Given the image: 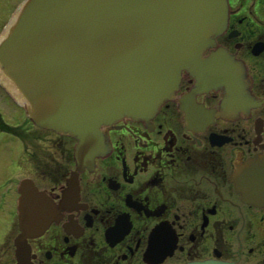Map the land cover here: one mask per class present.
I'll list each match as a JSON object with an SVG mask.
<instances>
[{"label": "flooded vegetation", "instance_id": "af4514ba", "mask_svg": "<svg viewBox=\"0 0 264 264\" xmlns=\"http://www.w3.org/2000/svg\"><path fill=\"white\" fill-rule=\"evenodd\" d=\"M227 3L208 55L221 49L242 68L244 111L225 110L221 91L192 96L184 73L153 118L104 128V152L80 167L77 142L35 126L0 85L16 112L10 126L0 112L12 138L0 157V264H264V0ZM23 181L46 205L26 204Z\"/></svg>", "mask_w": 264, "mask_h": 264}, {"label": "water", "instance_id": "95a60500", "mask_svg": "<svg viewBox=\"0 0 264 264\" xmlns=\"http://www.w3.org/2000/svg\"><path fill=\"white\" fill-rule=\"evenodd\" d=\"M227 21V0H28L0 42V76L36 125L78 141L87 165L104 149L102 128L153 117L183 72L192 96L222 91L233 112L251 104L239 64L221 49L205 56Z\"/></svg>", "mask_w": 264, "mask_h": 264}, {"label": "rangeland", "instance_id": "374dc122", "mask_svg": "<svg viewBox=\"0 0 264 264\" xmlns=\"http://www.w3.org/2000/svg\"><path fill=\"white\" fill-rule=\"evenodd\" d=\"M22 0H0V16L3 17L2 21H8L12 18L13 14L17 12L20 8V3ZM5 22V23H6ZM3 23V22H2ZM1 35V34H0ZM10 108L3 102L2 97H0V112L2 114L7 115L6 120H8L7 125H15L16 119L14 115H16L15 111L10 112ZM12 140L11 136L0 133V157H8L10 154L7 153L6 143ZM2 143H5L2 144ZM4 145V148H2Z\"/></svg>", "mask_w": 264, "mask_h": 264}, {"label": "bare ground", "instance_id": "6f19581e", "mask_svg": "<svg viewBox=\"0 0 264 264\" xmlns=\"http://www.w3.org/2000/svg\"><path fill=\"white\" fill-rule=\"evenodd\" d=\"M0 79L3 81V83H4L9 89H11V88L13 89V86H14L13 84L10 83V84H11V85H10V84H9L8 82H6L1 76H0ZM12 85H13V86H12ZM21 98H22V97H21ZM20 100H21V99H20ZM22 101H23V100H22Z\"/></svg>", "mask_w": 264, "mask_h": 264}]
</instances>
